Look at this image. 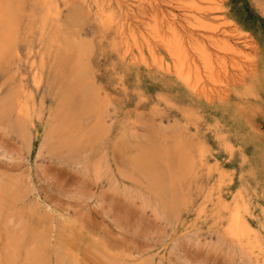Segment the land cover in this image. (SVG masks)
<instances>
[{"label": "rangeland", "instance_id": "1", "mask_svg": "<svg viewBox=\"0 0 264 264\" xmlns=\"http://www.w3.org/2000/svg\"><path fill=\"white\" fill-rule=\"evenodd\" d=\"M155 1L9 4L16 53L0 63V103L21 89L31 131L26 146L0 129V181L8 205L20 201L26 234L12 264L33 233L49 240L39 264H264V0ZM194 3L213 30L241 41L226 75H203L212 100L192 92L164 48L149 47L157 16L196 28L181 17ZM80 47L94 106L79 116L75 146L39 154ZM235 217L253 228L250 240L231 237Z\"/></svg>", "mask_w": 264, "mask_h": 264}, {"label": "bare ground", "instance_id": "2", "mask_svg": "<svg viewBox=\"0 0 264 264\" xmlns=\"http://www.w3.org/2000/svg\"><path fill=\"white\" fill-rule=\"evenodd\" d=\"M202 1L204 0H201L200 2ZM208 1L211 2V0H208ZM154 2L156 1L154 0ZM9 4H12V0H0V63L5 58H7V56L9 60L10 54L13 55V53H16L15 48L13 47L14 46L13 41L15 39L16 32H17V25H16L17 22L15 21L14 14H12V12L9 11V6H10ZM156 4H151L150 6L153 7ZM194 5H195V8L188 7L189 5H187L186 7L188 11L182 14L184 16L181 15V17H183L184 21H188L189 20L188 17H190L191 20L196 21L197 22L196 23L197 25L195 26L196 28L194 29L192 28L191 30L188 27H186L188 29H185L180 24L181 22L179 23L178 17L175 14H172V13L171 14L164 13L165 15L161 14L162 16L160 18L159 16H157L158 18L156 17L157 19H155L154 21H151L153 23L149 24L150 33L154 35V36L152 35L153 38H151L152 42L149 47L152 50H154V48L157 47V45H160L162 48H164L165 51L168 53V55L174 61L177 69L180 71L181 76L183 77L186 84H188V86L191 88L192 92H194L195 94L199 96H204L208 100L209 99L212 100V98H210L211 93L209 94L208 90H206L208 86L206 84L202 85L203 84L202 80L206 76L208 80L213 81L214 79L217 78V81H218V78L220 77L218 75H220V73L226 75V69H224V62H226V60L231 57L229 56L228 58H226V56H228L226 54L235 56V54L240 53L242 47L239 42L241 41H239L240 40L239 38H236L237 40H234L231 34H228L225 31L221 30L222 31L221 33L219 31H215V29L213 30L214 26L211 27L212 26L211 23L207 22L208 20H207V16L205 12V6H200V5L198 6L195 3ZM155 12L159 13L157 10ZM217 27H216V30H218ZM123 31H125V29ZM206 33L207 35L205 36ZM222 42L225 44L224 54L218 51L219 50L218 48L220 47L217 48V45L219 46ZM212 46L214 48H217L218 50L213 49ZM224 47L221 46V49H223ZM222 51L223 50H221V52ZM244 73H246V71ZM88 74H89L88 73V56L84 48L80 47L79 52H78V58L76 59L74 65L71 68V73L69 75V79L67 80L65 84V90L62 93L63 97L61 98V101L59 103V107L55 114L54 120L49 130L47 129L48 130L47 135L45 136L39 148V154H41L42 152L45 153V151H43L45 149H48V150L51 149L52 151L53 146L56 142L58 143L60 147H63V148L69 145L75 146L77 144V141H75V136L73 135H74V131H75L77 123H80L79 116H82L86 112L90 111L94 106L93 105L94 94L90 91L89 86L84 81V79L87 77ZM203 75L205 76L203 77ZM20 90L21 89H14L13 91L10 92V94L7 96V98L4 101L1 100L3 102L0 103V129L5 130V133L7 134L16 135V137L19 138V141L21 140L24 145L29 146L30 140H31V131H30V126L28 122L29 118H28L27 107H26L27 104L26 103L24 104L21 101ZM14 114H16L15 118H13L14 120L11 121V118ZM10 194H11V190H9L8 187L5 186L4 182L2 183L0 181V220H1L2 215L5 212L4 210L8 211V215H6L8 216L7 221L5 218L6 222L4 225H2V227L4 226L3 228L5 229V242H4L3 254L2 256H0V259H1L0 264L3 263L2 260L7 261L8 264H12L13 262L17 260L18 256L20 257V254H18V252L23 246V242L25 241L24 236L26 235L25 234L23 236V232H24L23 231V225H24L23 219L24 218L22 217L23 214L20 215L15 210V208L17 207L16 204L20 201L15 199L14 198L15 196H14L12 197L13 203L8 205V203L6 202V199ZM152 208L155 209L154 207ZM159 213L161 217V212ZM156 216H158V214H156ZM162 218L163 217H161V220H163ZM232 221H233L231 223L232 226H230L231 228L228 229L230 230L229 232H231L230 234H232V236L229 233L228 234L231 237H233V239L239 241L240 243H241V240H245V239L250 240L251 235L254 231L253 228L250 227L244 221L241 222L236 217ZM33 235L35 236H33L34 238L32 237V239H30L32 243L30 242L31 245L29 248H27L28 250L26 251V257L25 259H23V262H21L22 264H39L40 263L39 260L43 257V256L41 257V255L43 254L45 255L43 251L45 252L46 248L48 247V242H49L48 238L43 237L44 236L43 234H41V236L40 235L37 236L36 234L33 233ZM249 240H248V245H250L249 243H251V241ZM235 245H233V247ZM241 245L244 246L243 244ZM235 247L233 248V250L236 249ZM230 249L232 250V248ZM24 254H25V251H24ZM57 254L59 255V253ZM63 262L64 261L62 257L59 256V258H57V264H63Z\"/></svg>", "mask_w": 264, "mask_h": 264}]
</instances>
